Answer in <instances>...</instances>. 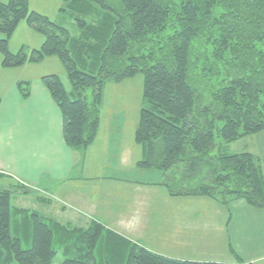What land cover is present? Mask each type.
I'll return each mask as SVG.
<instances>
[{
  "label": "trees",
  "instance_id": "trees-1",
  "mask_svg": "<svg viewBox=\"0 0 264 264\" xmlns=\"http://www.w3.org/2000/svg\"><path fill=\"white\" fill-rule=\"evenodd\" d=\"M63 2L59 12L76 34L31 10L28 0L0 2V53L7 68L51 56L62 62L70 90L55 74L40 83L59 109L67 147L83 153L94 140L104 85L140 72L137 168L157 173L155 183L170 195H205L223 204L242 198L264 207L258 157L223 148L264 130V0ZM21 20L44 41L13 53L8 42ZM16 89L25 100L30 82L18 81ZM31 191L22 183L0 187V264H51L57 252L60 264H251L177 259L98 219L75 225L11 205V194Z\"/></svg>",
  "mask_w": 264,
  "mask_h": 264
},
{
  "label": "rangeland",
  "instance_id": "rangeland-1",
  "mask_svg": "<svg viewBox=\"0 0 264 264\" xmlns=\"http://www.w3.org/2000/svg\"><path fill=\"white\" fill-rule=\"evenodd\" d=\"M63 4V0H28L31 10L76 34L75 26L59 12ZM43 41V34L21 20L9 38L8 48L13 53L20 48L28 53L40 48ZM1 61L0 53V93L11 82L40 81L47 74L57 75L65 89L70 90L65 68L56 56L14 68L3 67ZM142 88L140 72L104 85L97 134L84 154L81 152L82 179L61 183L53 197L79 203L108 228L164 255L222 262H233L236 253L245 257L264 256V213L260 216V208L242 198L223 204L205 195H170L164 185L155 183L157 173L137 168L143 155L141 145L135 140ZM87 94L89 101L90 92ZM215 139L217 142L218 138ZM223 146L227 153L258 154L264 170V130ZM112 173H119L121 178L109 176ZM8 178L0 176V187L13 184ZM34 198L35 192L13 193L10 202L12 206L44 211L47 206L39 208ZM255 245L258 250L253 249ZM27 246L23 243L22 247ZM62 258L57 252L51 264H60ZM255 264H264V258Z\"/></svg>",
  "mask_w": 264,
  "mask_h": 264
},
{
  "label": "crops",
  "instance_id": "crops-1",
  "mask_svg": "<svg viewBox=\"0 0 264 264\" xmlns=\"http://www.w3.org/2000/svg\"><path fill=\"white\" fill-rule=\"evenodd\" d=\"M29 81L30 95L25 100H21L17 92L18 81L11 82L9 87L0 93V173L9 177L13 184L22 183L32 188L30 193L35 192L34 203H39V208L47 206L41 214L54 215V218L61 222L75 225H87L91 219L101 221L94 213L82 209L79 203L62 199L61 196L53 197L61 183L82 179L83 155L64 143L61 114L48 91L39 80ZM256 156L259 158L258 154ZM262 171L264 175V170ZM109 176L121 178L119 173ZM45 194L53 199L45 200ZM262 213L264 207L260 208V216ZM257 248L255 245L253 249L258 250ZM173 258L197 260L186 257ZM235 258L236 260L228 263L240 260L255 264L264 256L245 257L243 253H236Z\"/></svg>",
  "mask_w": 264,
  "mask_h": 264
}]
</instances>
